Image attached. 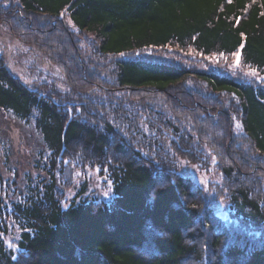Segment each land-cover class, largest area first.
Instances as JSON below:
<instances>
[{
  "label": "trees",
  "instance_id": "trees-1",
  "mask_svg": "<svg viewBox=\"0 0 264 264\" xmlns=\"http://www.w3.org/2000/svg\"><path fill=\"white\" fill-rule=\"evenodd\" d=\"M0 23L68 88L65 100L41 94L0 55V111L40 135L34 171L0 175V264H264V87L136 55L239 50L241 65L264 72V0H0ZM82 33L114 58L82 54ZM209 154L226 217L174 167Z\"/></svg>",
  "mask_w": 264,
  "mask_h": 264
},
{
  "label": "rangeland",
  "instance_id": "rangeland-1",
  "mask_svg": "<svg viewBox=\"0 0 264 264\" xmlns=\"http://www.w3.org/2000/svg\"><path fill=\"white\" fill-rule=\"evenodd\" d=\"M17 0H4L5 5H15ZM79 37L80 52H84L93 60H99L107 63L110 58L108 55H100L96 51L93 35L90 33H82L76 35ZM93 43V44H92ZM93 51L94 54H91ZM236 50L230 55H203L193 51H181L175 46H162L155 48H146L139 50L137 56L148 60L161 61L177 66H185L194 70H204L218 72L236 81L250 82L254 81L264 87V72L256 71L255 74L250 72L249 67L236 63ZM0 55L4 60L5 66L20 82L31 89L45 95H54V93H62L61 100H65L68 88L64 76L57 65L50 62L49 59L37 48L32 45L21 43L17 38L8 32L6 27L0 23ZM194 87L205 90V83L195 81ZM95 95L93 93H90ZM99 95V94H97ZM55 96V95H54ZM56 98V97H54ZM58 101V100H57ZM67 102V101H66ZM70 102V101H68ZM62 103V101H59ZM64 104L65 101H63ZM68 104V103H67ZM72 105H69L70 111ZM74 110L78 112V105H74ZM235 130H240V122L237 117L233 118ZM40 143V135L30 126L21 124L8 114L0 111V175L3 180L13 173L20 176L27 169L34 171L31 162V154ZM208 155V152H206ZM7 158V160H6ZM215 158L209 154L206 162H190L183 158L175 159L174 167L177 172L188 177L194 184L202 189L206 197L210 199L209 206L212 211L220 217H226V197L221 187L220 176L215 169ZM15 170V171H14ZM85 169L80 166L73 168L72 174L75 181L83 176ZM93 172V174H91ZM90 177L95 191L99 196L105 197L110 195L109 186L96 174L95 171H86ZM6 176V177H5ZM70 192L66 193L68 198ZM65 202V201H64ZM63 202V203H64ZM18 236L17 231L12 230V235L6 236V240L10 243Z\"/></svg>",
  "mask_w": 264,
  "mask_h": 264
},
{
  "label": "snow or ice",
  "instance_id": "snow-or-ice-1",
  "mask_svg": "<svg viewBox=\"0 0 264 264\" xmlns=\"http://www.w3.org/2000/svg\"><path fill=\"white\" fill-rule=\"evenodd\" d=\"M236 55V63L238 64L239 63V53H236L235 54ZM250 72L252 73V74H255V72H256V70L255 69H250Z\"/></svg>",
  "mask_w": 264,
  "mask_h": 264
}]
</instances>
